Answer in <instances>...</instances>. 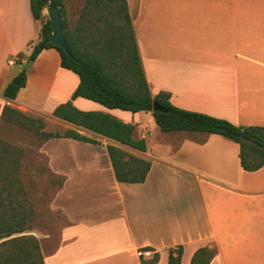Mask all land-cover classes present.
<instances>
[{
    "label": "crops",
    "instance_id": "obj_1",
    "mask_svg": "<svg viewBox=\"0 0 264 264\" xmlns=\"http://www.w3.org/2000/svg\"><path fill=\"white\" fill-rule=\"evenodd\" d=\"M126 3L152 97L167 93L177 109L264 128V0ZM40 27L29 0H0V122L8 107L42 118L44 132L58 135L39 151L60 180L52 206L67 225L44 264H142L155 255V264H168L178 246L180 264L201 248L213 251L209 264H264V166L243 170L238 144L223 136L163 133L149 112L72 99L79 79L60 66L56 50L27 63ZM25 66L24 87L5 98ZM67 102L132 126L145 151L53 116ZM68 132L91 142L63 137ZM108 147L148 162L145 180L117 182Z\"/></svg>",
    "mask_w": 264,
    "mask_h": 264
},
{
    "label": "trees",
    "instance_id": "obj_2",
    "mask_svg": "<svg viewBox=\"0 0 264 264\" xmlns=\"http://www.w3.org/2000/svg\"><path fill=\"white\" fill-rule=\"evenodd\" d=\"M58 7L64 37L70 54L49 42L51 24L43 14L46 7ZM29 9L34 20L39 21L40 40L32 46L27 63H32L45 49H54L59 54L60 66L77 75L79 84L72 94V99L84 98L107 109H118L132 113L149 112L155 124L163 133L197 132L216 134L230 139L239 146V159L243 170L252 172L264 166V128L237 127L226 120L213 118L204 114L188 112L173 107L169 94L158 93L152 97L141 66L132 19L126 0H85L73 28L66 22L63 0H29ZM27 69L20 71L4 88L3 96L14 99L24 87ZM156 102L165 112H153L152 104ZM53 116L91 130L122 144L145 151L144 141L132 139L133 127L117 119L97 112H82L70 102L58 106ZM1 119L14 120L17 124L33 127L38 124L44 128L41 120L29 119L17 110L5 107ZM27 121L26 123L24 121ZM242 134L246 136L242 139ZM39 135L46 140L58 137L41 131ZM63 137L81 142H91L76 133L68 132ZM119 183H142L149 171L150 164L129 157L112 147L107 149ZM5 153V155H4ZM3 156L6 157V152ZM0 157V166L3 159ZM0 171V183L3 181ZM12 195L5 186H0V264H44L38 242L33 237L21 236L26 229L22 222H7L8 210L4 198ZM17 210L11 207L10 214ZM11 237V238H10ZM182 249L180 246L169 250L168 264H180ZM213 251L206 248L197 250L190 264H209ZM158 256H153L142 264H155Z\"/></svg>",
    "mask_w": 264,
    "mask_h": 264
},
{
    "label": "rangeland",
    "instance_id": "obj_3",
    "mask_svg": "<svg viewBox=\"0 0 264 264\" xmlns=\"http://www.w3.org/2000/svg\"><path fill=\"white\" fill-rule=\"evenodd\" d=\"M84 2L85 0H65L66 22L70 29L74 27ZM44 15L47 17L45 9ZM24 68L28 70V66ZM25 116L44 123L40 117ZM41 131L44 132L45 128L39 130L37 123L31 128L17 124L14 120L0 122V157L6 152L0 166L4 176L0 186H5L9 193H12L4 198L8 210L6 218L7 222H22L26 229L11 237L35 238L43 256L57 247L67 220L52 206L60 180L49 172L46 157L39 151L44 141L39 135ZM11 207L17 210L16 214L9 215ZM4 240L6 239L0 242Z\"/></svg>",
    "mask_w": 264,
    "mask_h": 264
},
{
    "label": "water",
    "instance_id": "obj_4",
    "mask_svg": "<svg viewBox=\"0 0 264 264\" xmlns=\"http://www.w3.org/2000/svg\"><path fill=\"white\" fill-rule=\"evenodd\" d=\"M45 12L51 24V36L49 38V42L55 45L56 47L62 49L64 53L70 54L68 45L64 37L59 8L48 6L45 8ZM152 111L153 112H165V109L162 108L156 102H153ZM241 137L242 139L246 138L244 134H242Z\"/></svg>",
    "mask_w": 264,
    "mask_h": 264
},
{
    "label": "built area",
    "instance_id": "obj_5",
    "mask_svg": "<svg viewBox=\"0 0 264 264\" xmlns=\"http://www.w3.org/2000/svg\"><path fill=\"white\" fill-rule=\"evenodd\" d=\"M11 64V63H10ZM139 255L141 256V257H150L152 254H151V252H149V251H140L139 252Z\"/></svg>",
    "mask_w": 264,
    "mask_h": 264
}]
</instances>
